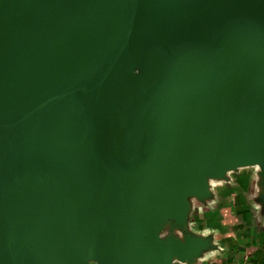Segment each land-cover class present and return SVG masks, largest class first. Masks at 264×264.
I'll return each instance as SVG.
<instances>
[{"label": "water", "instance_id": "water-1", "mask_svg": "<svg viewBox=\"0 0 264 264\" xmlns=\"http://www.w3.org/2000/svg\"><path fill=\"white\" fill-rule=\"evenodd\" d=\"M245 172L264 220V0H0V264H202Z\"/></svg>", "mask_w": 264, "mask_h": 264}, {"label": "crops", "instance_id": "crops-1", "mask_svg": "<svg viewBox=\"0 0 264 264\" xmlns=\"http://www.w3.org/2000/svg\"><path fill=\"white\" fill-rule=\"evenodd\" d=\"M247 172L232 186L218 188V200L197 215L196 227L216 231L221 252L211 253L202 264H264V220H258L246 200Z\"/></svg>", "mask_w": 264, "mask_h": 264}]
</instances>
